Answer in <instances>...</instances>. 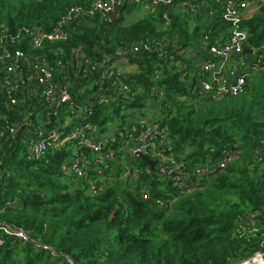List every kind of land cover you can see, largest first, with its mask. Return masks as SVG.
Returning a JSON list of instances; mask_svg holds the SVG:
<instances>
[{"label":"trees","instance_id":"trees-1","mask_svg":"<svg viewBox=\"0 0 264 264\" xmlns=\"http://www.w3.org/2000/svg\"><path fill=\"white\" fill-rule=\"evenodd\" d=\"M95 1L0 0V37L6 35L12 50L44 57L56 80H71L73 96L79 90L101 95L87 102L84 96L75 99L93 112L82 125L93 120L102 133L108 122L124 126L132 110L145 108L152 98L158 113L149 118L167 129L181 170L197 186L182 189L173 175L148 172L149 162L135 157L100 170L91 166L83 178H73L64 167L76 152L88 154L76 139L62 148L49 144L41 159L28 158L22 131L11 133L6 127L27 117L32 121L28 132L37 137L35 131L46 133L54 122L40 126L46 117L40 97L27 98L17 111L0 94V223L31 237L25 243L8 237L0 245V264H67L66 257L76 264H238L264 237V0H256L253 12L248 6L239 24L248 32L245 48L253 49L243 56L258 69L247 76L244 92L223 97L195 92L191 76L185 75L190 54L203 50L206 36L225 42L231 33L232 24L214 0L162 2L156 12L148 10L131 23H126L129 15L147 3H127L116 20L81 14L67 24V40H47L40 48L30 44L27 31H52L70 8L89 9ZM7 34L19 38L12 42ZM143 40L158 50L135 54L133 46ZM8 63L0 62V76ZM112 67L128 73L121 80L141 90L135 98L123 95L107 102L112 87L102 74ZM69 135L70 126L65 129ZM107 148L122 155L117 142ZM233 155L221 169L219 163ZM137 170L136 179L124 175ZM144 188L150 198L142 196ZM35 241L55 248L59 256Z\"/></svg>","mask_w":264,"mask_h":264},{"label":"built area","instance_id":"built-area-1","mask_svg":"<svg viewBox=\"0 0 264 264\" xmlns=\"http://www.w3.org/2000/svg\"><path fill=\"white\" fill-rule=\"evenodd\" d=\"M256 1V0H255ZM146 2L149 12H156L162 2L171 3L172 0H96L89 9L81 7H72L62 18L61 22L52 31L42 29H33L27 31L30 36V44L34 48H40L45 41L67 40L69 33L67 26L69 23L81 14H88L89 17H99L108 20L125 4L138 5ZM223 8L222 18L232 24L231 33L225 42L209 41L206 36L202 40L203 50L199 53L190 54V63L186 66L185 75L192 78L194 91L200 92L205 97H223L228 94L237 95L244 92L247 76L253 69H258V64L253 65L243 54L245 53V45L248 40V32L239 27L243 18L247 17L246 8L250 6V2L245 0H214ZM199 4H195V7ZM68 24V25H67ZM8 35V34H7ZM5 36L0 37V62L3 64L9 62L2 76H0V94L6 96L10 105L18 107L25 102L27 98L40 97L44 104L45 121L41 119V124H52L54 127L43 132L41 130L30 134L28 129L32 125L25 117L19 125L7 126L6 129L11 133H19L22 131L23 141L27 143L28 158L41 159L46 153L49 144L55 143L57 147L62 148L67 142L77 140V147H86L88 154L76 152L70 163L64 167L65 172L72 176L84 177L89 167L94 166L99 169L108 166L109 163L118 161L129 164L135 158H141L138 154L148 156L154 166L149 163L148 172L154 171L162 176L173 175L174 179L183 188L193 190L197 185L193 182L188 173L181 170L180 160L173 153V144L170 143L169 137L166 135L167 129H163L157 121L151 120L145 112L149 107L155 109L156 102L152 98L148 100L147 106L141 109H134L129 114L127 123L120 126V123L108 122L106 124L107 131L100 132L99 126L93 120H86V124L82 125L85 119L93 116L92 111H88L80 102L75 101L76 98L84 96V102L93 101L101 95L97 92H86L85 94L79 90L78 94L72 95L70 91V79L65 82L56 80L54 68L49 65L42 56H34L27 54L20 48L12 50L5 40ZM10 41L14 42L19 36L8 35ZM164 46L161 45L160 50ZM158 50V46L147 40L136 43L132 51L136 54H144ZM205 51V52H204ZM124 53L118 52V55ZM206 54H208L206 56ZM92 66V64H89ZM96 69V65L92 66ZM128 73L118 70V67H112L107 73L102 74L103 78L112 87L110 92V100H117L123 95L128 98H135L141 90L134 88L129 83H124L123 78ZM104 82V80H103ZM97 84V82H96ZM79 89V88H78ZM159 90V89H157ZM164 94L160 91V98ZM204 98V97H203ZM201 98V100L203 99ZM106 101L101 98L100 102ZM79 103V105H78ZM156 113L152 116H155ZM32 112H30V115ZM71 116H70V115ZM144 114V115H143ZM61 117V118H60ZM151 120V121H150ZM78 123H75L77 122ZM70 126V135L65 136V129ZM118 143L122 151V155L117 157L115 148H107L110 143ZM172 152V153H171ZM135 157V158H134ZM235 155L228 156L223 159L219 166L221 169L233 161ZM145 160V159H143ZM146 161V160H145ZM148 162V161H147ZM264 167V157L261 158ZM205 168L198 170L197 174L202 175ZM130 174L135 179L139 173L133 174L131 171L124 175ZM176 175V176H175ZM91 189L97 192L94 183H90ZM149 189L144 188L142 196L150 198ZM253 216H256L253 214ZM246 224H251L247 221ZM241 226V225H240ZM242 227V226H241ZM257 230V228H253ZM17 237L22 242L31 241L30 235L16 227L0 223V245L6 243L7 238ZM8 238V239H9ZM38 247L49 250L53 257H58V251L50 246L42 245L40 241H35ZM67 264H76L72 257H66ZM238 264H264V237L261 239L258 248L249 256L242 258Z\"/></svg>","mask_w":264,"mask_h":264},{"label":"rangeland","instance_id":"rangeland-1","mask_svg":"<svg viewBox=\"0 0 264 264\" xmlns=\"http://www.w3.org/2000/svg\"><path fill=\"white\" fill-rule=\"evenodd\" d=\"M148 8H141L138 10H134L128 17V19L126 20V23H131L133 22L135 19L143 16V14L147 13ZM253 73H255L256 71H252ZM147 113L148 116H152L154 114V112L156 113V110H153V108L149 107L148 109H146L145 111ZM241 157V156H240ZM209 185V184H208ZM207 184L205 185L204 188H207Z\"/></svg>","mask_w":264,"mask_h":264},{"label":"water","instance_id":"water-1","mask_svg":"<svg viewBox=\"0 0 264 264\" xmlns=\"http://www.w3.org/2000/svg\"><path fill=\"white\" fill-rule=\"evenodd\" d=\"M120 16H121V11L118 10V11H116L115 13L112 14V16L110 17V20H112V21H113V20H116V19H118ZM252 52H253V49H250V48H246V49H245V53H246V54H247V53H252ZM138 156H140L142 159H145L146 161H148L149 163H151L152 166H154V162H152L148 156H145V155H143V154H138Z\"/></svg>","mask_w":264,"mask_h":264},{"label":"crops","instance_id":"crops-1","mask_svg":"<svg viewBox=\"0 0 264 264\" xmlns=\"http://www.w3.org/2000/svg\"><path fill=\"white\" fill-rule=\"evenodd\" d=\"M256 4V1L255 0H252L251 2H250V7H252L253 9H252V12H253V10L255 9V7H253L254 5ZM142 8V7H141ZM141 8H139V9H141ZM143 8H149L147 5H145ZM149 10V9H148ZM148 10H147V12H148ZM192 56H193V53H192ZM126 65V63L125 62H123V61H121L120 63H119V66L121 67V68H123L124 67V69L127 71V72H129L130 70H131V68L129 67V66H125Z\"/></svg>","mask_w":264,"mask_h":264}]
</instances>
